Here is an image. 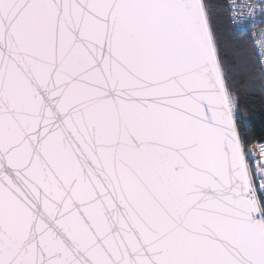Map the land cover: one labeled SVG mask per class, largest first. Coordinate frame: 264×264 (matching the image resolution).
I'll return each mask as SVG.
<instances>
[{
    "label": "snow or ice",
    "instance_id": "1",
    "mask_svg": "<svg viewBox=\"0 0 264 264\" xmlns=\"http://www.w3.org/2000/svg\"><path fill=\"white\" fill-rule=\"evenodd\" d=\"M237 107L204 0H0V264H264Z\"/></svg>",
    "mask_w": 264,
    "mask_h": 264
},
{
    "label": "trees",
    "instance_id": "2",
    "mask_svg": "<svg viewBox=\"0 0 264 264\" xmlns=\"http://www.w3.org/2000/svg\"><path fill=\"white\" fill-rule=\"evenodd\" d=\"M226 85L237 100V128L248 163L252 144L264 139V89L249 35L232 26L226 0H204Z\"/></svg>",
    "mask_w": 264,
    "mask_h": 264
},
{
    "label": "built area",
    "instance_id": "3",
    "mask_svg": "<svg viewBox=\"0 0 264 264\" xmlns=\"http://www.w3.org/2000/svg\"><path fill=\"white\" fill-rule=\"evenodd\" d=\"M229 19L235 30L245 32L249 35L251 43L255 52L257 63L262 76L264 89V0H236V3L255 5L253 9L254 15H248V8L244 9L245 15L243 17H234L231 11L233 0H226ZM235 100L236 96L232 93ZM237 103V100H236ZM238 115V111H237ZM239 117V116H238ZM264 143V139L256 141L252 144L253 160L249 163L250 169L255 174L257 169L255 162L262 158L260 149L257 143Z\"/></svg>",
    "mask_w": 264,
    "mask_h": 264
}]
</instances>
